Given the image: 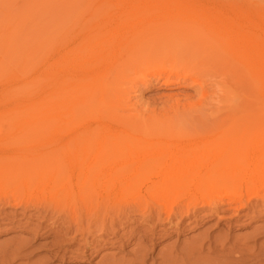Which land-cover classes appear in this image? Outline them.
<instances>
[{"label": "rangeland", "instance_id": "374dc122", "mask_svg": "<svg viewBox=\"0 0 264 264\" xmlns=\"http://www.w3.org/2000/svg\"><path fill=\"white\" fill-rule=\"evenodd\" d=\"M257 1L264 5L261 0ZM202 5L207 6L206 3ZM117 12L110 7V3L102 0H0V94L23 83H10L9 78L23 71L24 67L31 66L29 56H33L40 46L36 50L34 47L38 41H44V37L49 36L53 37L55 46L51 60H55L59 52L67 51L69 60L80 53L87 54L84 60H78V64L81 63L79 66L83 61H86L83 66H90L89 71L83 73L88 88L92 87L91 93L84 94V108L94 109L102 100L110 116L120 115L123 119L126 116L133 121L131 125L152 119H158L164 125V121L167 124V119L172 117L179 120L183 134L156 130L157 122L156 127L153 125L155 128L152 126L156 131L136 126L138 129L127 136L122 135L120 128L113 124L103 126L106 124L101 123L98 127L92 123L74 131L67 130L61 121L42 125L23 124L18 122L20 114L6 110L5 105L0 103V158L56 160L73 156L83 160L103 151L110 154L120 147H131L135 153L155 154L159 162L167 153L178 158L190 151L192 153L203 144L210 154H216L217 149L225 147L234 150L247 147L251 150L264 144V134L258 135L257 128L225 134L224 127H213L215 130L210 129V134L204 132L198 135L192 128V122L196 128L197 121L205 120L211 112H204L207 115L199 112V98L191 79H166L164 74L156 77L152 72V61L131 59L127 52L116 59L113 55L100 59L96 57L102 48L100 40L119 33L124 29L122 25L125 22L139 24L138 31L143 32V36L133 35L130 43L145 40L149 27H159L163 28L161 35L167 40V45L171 43L169 46H172V42L180 43L191 34H199L195 15L184 17V13L175 16L171 12L150 11L147 16L138 15V21L134 16L123 18L119 15L121 12ZM174 46L178 47V43ZM174 46L172 51L176 49ZM74 47L81 49L78 51ZM27 51L30 55L24 53ZM25 54L29 55L28 59ZM26 59L29 60L28 65ZM52 72L58 74L57 69ZM164 78L171 83L166 84ZM73 93L71 85L68 94L72 97ZM21 101H26V98H21ZM186 107H191L192 111ZM86 110L78 117L83 119L89 113ZM77 113L72 111V114ZM176 115H180V119L178 116L174 118ZM160 121L158 124H162ZM182 121L184 124H181ZM198 150L200 156L203 150ZM176 154L179 155L176 157ZM170 160L173 159L166 160V165L171 166ZM152 171L144 169L134 174L145 175ZM62 172L60 170L43 178L31 177L30 171L5 177L0 175V200L11 197L21 202L18 208H2L0 212V264H264V201L253 199L251 185L241 186L242 207L222 198L224 192L233 190L234 185L220 189L222 196L218 200L214 199L216 190L213 188L200 189L201 194L199 191L197 196H193L198 185L185 184L176 189L175 196L168 197V193L155 192L152 186L146 184L132 186L109 201L81 196L77 190L72 193L61 191L59 187L67 188V182L70 181V185L79 182L75 181L74 169L72 180L65 179L67 184L63 185L66 174ZM164 198L167 206L163 204ZM177 201L181 206L175 204ZM45 203L51 208L48 215L40 216L38 211ZM193 203L196 207L191 208L187 216L181 213L166 219L168 208L178 213ZM203 203H213V206L209 208ZM159 204L166 209H158ZM138 207L139 212L136 211ZM79 217L81 224L77 225ZM94 220L95 224L91 225ZM101 228L102 232L105 231L97 232Z\"/></svg>", "mask_w": 264, "mask_h": 264}, {"label": "bare ground", "instance_id": "6f19581e", "mask_svg": "<svg viewBox=\"0 0 264 264\" xmlns=\"http://www.w3.org/2000/svg\"><path fill=\"white\" fill-rule=\"evenodd\" d=\"M102 1L110 3V7L116 12H121L119 15L123 18L134 16L138 21H140L138 15L147 16L150 11L154 13L167 12V14L171 12L175 16H181L179 14L184 13V17L187 14H189L188 17H190V14H192L191 16L195 15L198 25L196 22L195 24L198 26L199 34L192 32L194 34H191L186 40L181 39L183 41L180 43L175 42L178 43V47H175V43L172 42V46L176 48L173 51L172 46H169L171 43L167 45V40H164L161 35L163 28L159 29V27H149L148 32H145L148 33L145 40L130 43L133 35L142 34L143 32L138 31L139 24L125 22L122 25L124 29L120 30L119 33L115 32L112 36L100 40L99 43L102 48L100 54L96 57L100 59L113 55L116 59L127 52L131 59L143 58L152 61L154 63L152 72L156 77L164 74L166 79H171V77L182 78L183 80L191 79L199 98L198 102L196 101L197 108L201 110L199 112L201 114L211 112L210 116L204 118L205 120L199 119L197 121L196 128H194V121L192 122V128L200 136L204 132L206 134L211 132L210 129L213 127H217V129L218 127H224L226 129V131L224 130L225 134L253 128L259 129V132L257 131L258 135L264 134V10H262L264 5L262 3L260 4L257 0ZM261 2L264 1L261 0ZM204 3L207 4L206 7L202 5ZM200 32H202L201 35ZM44 38V41L40 40L41 43L38 41L36 47H34L36 50L38 45L40 46L36 50L37 52L34 51L33 56H29V49L24 52L29 54L24 55L27 59L31 57L29 58L31 66L24 67L23 71H18L17 75L9 78L10 83L19 81L23 83L16 88L4 90L0 94V103L5 105V109L20 114L21 120H18V122L42 125L43 123L61 121L62 125L69 131L89 127L92 123L98 127L101 123L106 124L103 126L113 124L119 127L120 133L125 136L136 131L138 129L136 126L152 128L154 131L158 129L167 133L180 134L182 132L183 127L179 125V120L172 117L167 119L168 125L165 123L166 121L163 125L162 121L158 119H152L154 124L152 120L149 124L150 121L143 120L131 125L130 123L133 121L128 120L126 116L124 119L120 115L110 116L102 100L94 109L84 108V94L91 93L92 87L88 88L83 73L89 71L90 66L88 64H85L86 67L83 66L86 61H83L82 66H79L81 63L78 64V60L79 62L84 60L83 58L87 54L80 53L69 60V55L65 50L66 52L63 53L57 52L58 57L54 58L56 61L51 60L50 57L55 48L51 39L53 37L49 38L47 36ZM60 38L62 39L61 36ZM66 46L67 44H65ZM168 47H171L170 51ZM80 49L75 48L78 51ZM27 59L25 63L29 61ZM169 62L172 63L171 67ZM165 64H167V67ZM168 66L169 69H166ZM55 69L58 70V74L52 72ZM41 74H47V76L43 77ZM165 82L168 84L167 82H170V80ZM71 85L74 89L72 97L68 94V88H71ZM21 98H26V101H21ZM191 106L194 107V105ZM189 108L187 109L189 110ZM83 110L89 113H86L87 115L81 119L78 115L83 113ZM72 111H78V113L72 114ZM177 111L179 112V110ZM195 112L197 113V111ZM206 113L204 115H207ZM177 116L174 118H177ZM130 118L133 120L132 117ZM185 118L187 117L185 116ZM171 119L172 123L170 122ZM159 121L162 124H158ZM197 122L195 121V123ZM189 127L191 129V126ZM254 132L256 135V131ZM204 146L205 144L199 146L198 149L202 151ZM245 148L247 147L234 150V148L225 147L222 150L217 149L216 154H210L208 148L205 147L207 151L205 149L203 151L212 156L205 155L203 151L201 152L202 156H199L198 149L192 151V153L190 151L186 155L184 154L186 157L176 154L178 158H173L172 153V156H168L170 153H167L165 157L168 156V158L163 157L159 162L155 154L143 151L135 153L131 147H120L110 154L103 151L83 160H78L73 156L56 160L3 157L0 158V175L5 177L30 171L31 177L43 178L61 170L67 177H64V180L62 179L64 181L63 185H65V179H68L67 181L72 180L71 173L76 169V177L74 178L76 182H79L70 185L69 181L68 184L66 183L67 188L66 186L59 187L61 191L66 190L68 193H72L77 190L81 196L95 197L99 200L107 199L109 201L128 191L132 186L138 187L146 184L152 186V189L156 190L155 192L168 193V197L175 196L176 189L185 184L188 186L198 185V188L192 194L193 196H197L199 191L201 194L200 189L213 188V190H216L215 200L220 199L222 196L220 189L234 185L233 190L230 193L224 192L225 195L222 198L230 204L233 202L237 205L241 204L240 201L243 197L241 186L245 184L246 186L251 185V194L254 200L264 201V144L254 146L251 150ZM170 157L173 159L170 160V162L172 161L171 166L166 165V160L169 162ZM48 163L50 164L48 165ZM144 169H152L153 171L145 175L134 174ZM213 176L215 177L214 180L209 181ZM165 200L166 198H164V202ZM181 200L182 198L179 199V201ZM179 201L175 204L181 206ZM20 203L11 197H5L0 200L2 206L0 212L2 208H18ZM195 203L183 207L181 212L178 211L179 214L172 208H168L166 219L169 220L173 215L184 214L187 216L190 209L196 207ZM163 204L165 206L167 203ZM203 204L209 208L213 206V203ZM164 206L159 204L158 209L165 210ZM42 208L39 209L38 212L41 213L38 214L45 216L46 213L48 215L51 205L46 204ZM138 210H140L139 207L136 211ZM140 212H142V209ZM22 214L25 215L26 212L23 211ZM142 214L145 215L146 212ZM158 214L160 216L159 211ZM124 215L127 217V211ZM159 216L157 215L158 220ZM76 224H81V217L78 218ZM94 224L95 220L92 221L91 225ZM99 231L102 232V228L97 232Z\"/></svg>", "mask_w": 264, "mask_h": 264}]
</instances>
